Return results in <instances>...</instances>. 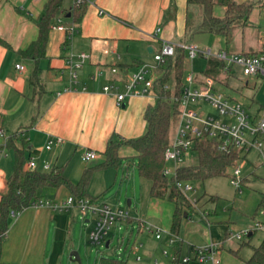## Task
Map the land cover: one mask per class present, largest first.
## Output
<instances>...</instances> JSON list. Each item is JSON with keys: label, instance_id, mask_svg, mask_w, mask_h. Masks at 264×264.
<instances>
[{"label": "crops", "instance_id": "1", "mask_svg": "<svg viewBox=\"0 0 264 264\" xmlns=\"http://www.w3.org/2000/svg\"><path fill=\"white\" fill-rule=\"evenodd\" d=\"M48 1L0 0V199L7 192L8 180L14 171L15 148L8 145L9 139L21 148L25 137L30 149L25 167L29 158L34 157L36 169L46 171L55 165L65 168L62 159L67 155L82 159L87 150L96 151L94 160L98 161L95 164L101 163L105 160L104 151L110 140L145 134L146 112L156 105V95L133 94L118 104L114 93L105 92L103 87L116 81L123 88L130 73L151 61L165 41L183 44L182 38L190 31L186 28L188 10L193 13L194 24L198 16V24L202 20L199 7L188 5L187 0H95L87 2L79 24L73 21L70 12L58 16L66 26L75 24L76 30L69 38L67 30L53 27L57 17L48 32L44 56L35 59L23 51L38 39V23L46 12ZM74 1L64 0L65 10H70ZM235 1L251 2V12L264 8V0ZM225 10L223 5H215L216 15L223 16ZM157 27L161 30L155 35ZM221 35L225 45V36ZM235 43L236 52L263 49L260 34L252 42L256 47L251 42ZM222 49L226 47L219 50ZM80 53L87 56L77 70L76 81H72L66 60L69 56L77 60ZM17 64H24L25 69L20 70ZM37 67L40 87H35L31 81ZM113 67L118 69L116 73L111 71ZM51 138H62V141L47 148ZM119 156L118 167L97 170H106L116 178L120 167H128L130 158L138 160L136 149L129 144L119 147ZM88 166L91 165L85 168ZM256 167L254 165V170ZM65 172L73 182H77L83 173L81 169L76 173ZM39 192L43 199L52 201L64 200L71 195L66 186H45ZM145 201L144 213L131 216L127 224L132 226L130 234L136 238L133 245L142 242L144 246L139 250L133 246L134 250L127 252L124 257L127 264L221 262L225 256L222 250L218 253L220 256L204 261H198L194 251L189 262H182L183 257L189 256L181 254L185 239L180 237V230L178 234L174 233L179 239L176 244L169 246L167 241L169 234L173 233L175 202L152 196L150 189ZM13 211L1 242L0 264H62L68 250L77 251L75 208L60 211L46 205H29L17 214ZM140 220L162 228L163 238L158 240L154 234L141 229L138 226ZM94 223L93 215L84 217L87 233ZM201 227L199 224L189 226L186 236L193 229L201 231ZM108 240L110 246V239L106 238L105 244ZM165 248L172 252L170 256H167L169 251L167 254L163 252ZM191 248L194 250L196 246L192 244Z\"/></svg>", "mask_w": 264, "mask_h": 264}, {"label": "rangeland", "instance_id": "2", "mask_svg": "<svg viewBox=\"0 0 264 264\" xmlns=\"http://www.w3.org/2000/svg\"><path fill=\"white\" fill-rule=\"evenodd\" d=\"M198 7L201 14V8L200 6ZM197 18L193 28L190 29L186 37L182 38L183 44L195 43L202 49H211L213 53L219 51L223 46L226 47L221 34L212 31H199L198 22L200 18L199 16ZM263 28L264 8L262 7L261 9L253 10L249 15L247 25L235 31L233 41L228 46V51H236L233 48L237 45L235 41L237 43L240 41L242 43L255 42ZM251 45L256 47L254 43ZM237 49L239 48L237 47ZM146 64L149 70H152L157 62L153 58ZM206 64V55H198L194 59L186 57L184 76L193 72L196 78L205 79L204 70ZM217 88L233 99L244 103L251 112H256L258 106L264 104V79L258 76L244 75L241 67L234 69L232 75L228 78V83H217ZM155 102H157L156 99ZM200 105L199 109L201 112L217 114V111L209 103L201 102ZM174 128L175 123L171 130V137ZM250 156L251 162L245 163L242 167L244 179L241 184V192L230 180L235 168L233 164L227 168V175L191 180L195 191H189V197H195L198 200L195 205L196 208L190 210L191 217L183 220L181 224L180 237L185 239L183 250L181 251L182 255L194 256V250L191 248L192 244L196 247L204 248L214 243L218 246L217 253L214 256H220L218 253L221 250L225 252V256L221 262L219 261V264H248L245 259L251 254L252 245H258L262 241L264 229H256L251 238L243 236L242 239L233 237L232 234L228 233V230L233 229V232H239L247 228L255 229L254 225L256 222H264V202H262L264 199V165L257 159L255 152H251ZM76 157L67 155L65 159L61 160L65 164L64 171H72V173H76L77 169L84 171L83 169H85L86 165H95L98 161L93 159L85 162L80 156L77 159ZM127 162L128 167H123V169L120 167L116 178L113 173H107L108 171L106 170H94L91 175L88 192L91 197H94L96 203H108L113 208H124L129 211L131 216L137 217L139 213H144L147 207L145 200L148 196L151 181L138 173L137 158H130ZM198 162L199 154L196 150H191L184 155L183 166L197 165ZM166 165L172 167L170 161H167ZM254 165L257 166L255 170ZM211 196L216 198L211 200ZM129 200H131L130 205L128 204ZM74 208L77 212L75 239L81 264H100L102 256L125 257L128 251L134 250L133 243L136 238L134 234H130L132 226H128L127 223L121 224L120 228L114 226L110 230L107 236V239L111 240L110 246L107 247L105 243H91L89 241V231L87 233L84 226V216L80 211V207L75 206ZM88 216H92V214L88 213ZM197 224L202 226V230L193 229L186 236L187 228ZM209 228L211 229L210 232ZM243 240H249L250 245L244 244L241 246ZM232 248H235V250L239 248V254L233 252ZM72 250L66 252L62 264H80L70 258ZM171 253L169 249L167 256H170ZM205 262L213 264L211 260Z\"/></svg>", "mask_w": 264, "mask_h": 264}, {"label": "trees", "instance_id": "3", "mask_svg": "<svg viewBox=\"0 0 264 264\" xmlns=\"http://www.w3.org/2000/svg\"><path fill=\"white\" fill-rule=\"evenodd\" d=\"M188 5H198L201 8L202 20L199 31H212L223 34L226 39V49L232 43L234 33L248 23L252 10L251 2H236L235 0H187ZM64 0H49L46 12L39 20V36L23 54L39 59L45 54L48 32L58 16H65L70 12L73 21L79 24L84 15L87 2L75 4L70 10H65ZM223 5L226 10L223 16L215 14V5ZM194 18L191 10L187 11L186 28L192 29ZM247 51L245 53H256ZM187 52L178 47L173 56H166L158 64V77L155 81L157 103L146 112L147 131L136 138H122L110 140L104 151L105 160L101 163L85 168L81 178L73 182L65 173L64 167L55 165L49 170L40 171L36 168L25 167L27 153L30 150L26 138H22L23 147L17 148L9 139L8 145L15 148L14 171L8 180V190L0 199V233H5L9 227L11 211H21L33 201L42 198L40 190L45 186H66L74 198L86 197L94 200L88 192L91 175L94 170L107 167H118L120 164L119 147L124 144L133 146L138 153L137 168L141 176L151 181L150 194L154 197L167 198L176 204L173 216L172 232L179 233L183 220L191 217L190 210L195 204L189 200L181 190L163 172L166 165L165 150L171 139V130L178 118L179 97L184 85V64ZM224 62L214 56L207 57L204 70L206 75L228 83V77L223 72ZM32 83L40 87L39 69L34 71ZM195 148L199 154L197 165L182 166L178 170V178L184 180L206 179L217 175H227V168L236 158L235 154L219 152L215 143L207 138L198 139ZM216 197L211 196L214 200ZM264 202V199L262 200ZM187 212V215H185ZM254 232L248 237L251 238ZM3 239V238H2ZM0 239V249L1 242ZM250 245V241H242L241 246ZM239 254V249L232 250ZM248 264H264V237L258 245H252L251 255L245 259ZM100 264H127L124 257L102 256Z\"/></svg>", "mask_w": 264, "mask_h": 264}, {"label": "built area", "instance_id": "4", "mask_svg": "<svg viewBox=\"0 0 264 264\" xmlns=\"http://www.w3.org/2000/svg\"><path fill=\"white\" fill-rule=\"evenodd\" d=\"M94 2L95 0H75V4L82 2ZM103 13V10H100ZM68 31V37H72L76 30V25L66 26L62 21V17L57 18V23L53 26ZM161 30L157 27L155 35ZM260 41L263 49L256 53H245L228 51L222 49L213 53L211 49H202L195 43L175 44L165 41L160 50L153 54L157 64L149 70L146 63L141 64L136 71L130 73L128 78L121 85L112 81L103 87L105 92L114 93L118 104H122L127 96L133 94H155V81L158 77V64L163 61L166 56H173L178 47H182L187 52V57L194 59L198 55H206V57L214 56L224 62L223 72L229 78L236 67H241L243 74L246 76H258L264 79V28L260 33ZM85 53H80L78 59L74 60L69 56L66 60V68L69 70L72 81L77 79V70L85 61ZM20 70L25 69L24 64H17ZM112 72L116 73L118 69L113 67ZM205 79H198L193 72L184 76V85L181 96L179 97V113L175 122L173 135L165 150L166 162L170 161L172 167L165 165L164 174L170 180H174L175 186L183 192V194L196 205L198 199L189 197V191H195L191 180L178 178V170L183 166L184 155L191 150H196L195 143L198 139H210L215 143L216 149L222 153L235 154L236 158L233 162L235 165L233 174L230 176L231 183L238 190L244 177L242 176V167L245 163L250 162L251 152L257 154V159L264 165V104H260L256 112H251L247 106L239 100L225 94L217 88V83H223L215 77L205 74ZM201 102L209 103L217 114L210 112H201L199 106ZM62 138H51L46 147L51 148L53 144L59 143ZM197 151V150H196ZM97 157L94 150H87L82 155V159L89 162ZM28 168H36L34 157H30L27 161ZM49 167L48 165L46 166ZM31 205L50 206L52 209L66 211L80 207L82 215L85 217L88 213L95 217V223L89 231V241L93 244H104L110 230L114 226L121 227V224L129 222L131 215L124 208H113L108 203L98 204L89 198H74L69 196L64 200L52 201L47 199H37ZM17 214V212H12ZM208 213V212H205ZM148 233L155 235L156 239H162L164 230L147 221L140 220L139 225ZM255 229L247 228L239 232L228 230L237 239L243 236H249L256 229H264V222H256ZM5 233H0V239L4 238ZM178 237L174 233H170L167 239L168 245H174L178 241ZM144 246L142 242L134 245L135 250H139ZM218 246L211 244L208 247L194 249L195 256L198 261L214 259ZM168 248L164 249V253H168ZM140 259V255L138 256ZM190 257H183L182 262H189Z\"/></svg>", "mask_w": 264, "mask_h": 264}, {"label": "water", "instance_id": "5", "mask_svg": "<svg viewBox=\"0 0 264 264\" xmlns=\"http://www.w3.org/2000/svg\"><path fill=\"white\" fill-rule=\"evenodd\" d=\"M128 204L130 205L131 204V200L128 201ZM185 215H187V212H185ZM109 240L106 242V245L108 246L109 245ZM70 258L78 263L81 264V258H80V254L78 251H72L70 253Z\"/></svg>", "mask_w": 264, "mask_h": 264}]
</instances>
